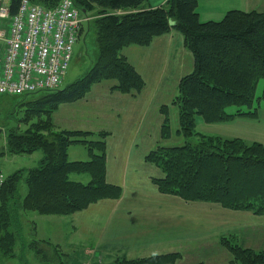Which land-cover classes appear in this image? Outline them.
Instances as JSON below:
<instances>
[{"label":"trees","instance_id":"16d2710c","mask_svg":"<svg viewBox=\"0 0 264 264\" xmlns=\"http://www.w3.org/2000/svg\"><path fill=\"white\" fill-rule=\"evenodd\" d=\"M21 1L9 0L10 16L18 12ZM28 1L53 9L61 0ZM71 1L81 16L90 19L85 22V33L93 35L95 49L88 70L61 90L0 97V109L12 119L6 121L4 153L42 155L35 168L6 177L2 174L0 264L3 259L30 264L26 252L33 253L34 264H67L60 260L55 246L24 235V215L33 212L65 217L100 200L119 198L120 190L105 183V135L97 134V141L88 142L84 139L93 134L58 131L51 115L59 105L81 100L93 85L104 81H113L114 89L121 94L140 93L144 82L121 51L128 46L147 47L154 38L171 30L182 35L193 68L179 80L178 94L172 102L177 111L175 135L182 138V145L159 147L145 157L163 173V178L153 180V184L160 194L185 202L264 215L263 145L195 132L196 116L208 123L221 122L233 116L225 113L228 107L251 109L256 102L255 112L264 101V13L230 10L218 22L201 23L196 11L198 0H167L165 5L149 10L142 9L145 0ZM119 11L122 13L117 14ZM260 80L262 92L255 98ZM31 96L35 97L29 99ZM161 111L165 117L160 135L165 140L171 133L169 107ZM241 114L237 110L235 116ZM72 144L85 145L90 160L69 162L67 149ZM70 173L88 174L90 181L85 185L72 182ZM20 184L26 190L22 198ZM221 245L230 252L232 263L264 264V251L244 249L227 239H222ZM178 258L169 254L117 259L114 264H175Z\"/></svg>","mask_w":264,"mask_h":264},{"label":"crops","instance_id":"0c3cea01","mask_svg":"<svg viewBox=\"0 0 264 264\" xmlns=\"http://www.w3.org/2000/svg\"><path fill=\"white\" fill-rule=\"evenodd\" d=\"M166 1L145 0L142 9L161 7ZM251 1L198 0L197 9L200 3L206 2L213 3L219 15L230 10L264 13V6L251 5ZM177 42L186 49L182 35L171 30L154 38L147 47L128 46L121 51L144 82L140 93L121 94L114 89L113 81H104L93 85L81 100L59 105L51 115V123L58 131L93 134L82 138L88 142L97 141V134L105 135V183L120 190L118 199L100 200L72 215L47 216L52 222L44 221L55 224L57 232L39 240L61 250V244L52 240L59 232L56 240L61 238L63 247L66 242L68 248L81 250L82 260L79 259L78 264L80 261L81 264H114L117 259L135 260L169 254L179 256L175 264L185 260L187 264H231L233 258L221 245L222 239L244 249L264 251V215L231 211L211 203L185 202L160 194L152 182L162 179L163 173L147 163L145 157L159 147H166L164 144L169 140L160 135L164 121L161 107L166 105L160 103L158 82L161 74L174 69L172 62L179 55L174 46ZM143 74L149 81H145ZM76 145L86 148L90 160L85 145L72 144L67 149L68 161L85 162L77 156ZM4 149L5 140L0 145V153L3 152L0 158L5 156ZM32 155L34 153L29 157ZM81 174L85 173H70L68 179L80 183ZM72 175L75 176L70 177ZM89 181L90 178L87 183ZM184 207L189 208V214L194 209L204 214L203 220L188 213L176 214ZM207 215L215 218L208 221ZM184 223L191 227L196 225L192 227L196 231L180 235L177 230ZM65 227H68L69 241L68 235H63Z\"/></svg>","mask_w":264,"mask_h":264},{"label":"rangeland","instance_id":"374dc122","mask_svg":"<svg viewBox=\"0 0 264 264\" xmlns=\"http://www.w3.org/2000/svg\"><path fill=\"white\" fill-rule=\"evenodd\" d=\"M212 4L213 3L208 4L206 2L200 3V7L197 9V12L199 15V21L201 23H205L209 21L218 22L224 17L225 14L222 12V14L219 15L220 11L218 9H213ZM250 4L254 6L261 5L263 7L264 0H255V1L252 0ZM84 25L85 23L82 25L81 34H79V38L73 47L72 61L59 86V90L64 89L66 86L70 85L76 79L84 75V73L88 70V68L91 65V60L94 56V49H95L94 38L92 34L87 35L85 33ZM174 46L177 47V52L179 53V55L175 56L174 62H172V64L174 65V69L168 74L166 73L161 74V76L159 77V82H158V86L160 89L159 90L160 103L161 104L163 103V105H166L167 107L170 108L169 122H170L171 133H170V138L168 142H165L166 144H164V146L166 147H176V146L182 145L183 143L182 138L180 136L175 135V132L178 129L177 128V111H176V108L172 106V102L178 94L177 87H178L179 80L183 76L191 73L192 71V58H191L190 53L186 49L180 47L178 42L175 43ZM181 51H184V53H181ZM170 70H171V67H170ZM143 76H144L145 81H149V78H147L145 74H143ZM262 87H263V81L260 80L258 81L256 85L255 98L260 96L262 92ZM34 97L35 96H31L29 97V99H33ZM258 106L260 107L255 112H254V108L257 107L256 102H254V105L251 109H248L246 107H235V106L228 107L225 109V113L227 115H230V116L233 115V116L221 122L208 123V122H205L201 117L196 116L195 117V132L200 135L220 137L223 139H240V140H243L247 144L259 143L263 145L264 147V101L261 100ZM163 107H161V109ZM237 110H240L242 114L235 116V113ZM0 111L3 114V117L0 118V145L2 146L3 141L5 140V136H6V128L8 126V124H6V121H10L12 119L10 118L11 116H8V112L5 111V109L1 108ZM161 113L163 114V112ZM11 126H13V124H11ZM192 139H193L192 141L196 140L194 138ZM74 147H72L71 149H74ZM74 150L77 151L76 153L77 156L80 157V159H82L83 161H86L89 159V157L87 156L86 148L84 149L83 147L76 145ZM29 156L30 155L10 156V155L5 154V156L0 158L1 173L6 177L18 170H27V169H32V168L37 167L39 164L40 158L42 156L41 153L36 152L31 157ZM73 156H75L74 153L71 154L72 158L71 157L70 158L73 159ZM73 176L75 175H72L70 177H73ZM80 176L81 177H79L78 181H80V183H83V184L87 183L89 179L88 174H81ZM25 193H26V190H25L24 185L20 184L19 185L20 197L21 198L24 197ZM216 208H219V207H216ZM182 211L180 212L179 210L176 212V214L188 213V215H191L193 218L200 217L203 220L204 214H202L201 212L200 213L197 212L195 209L191 210L190 212L191 214H189V208L184 207ZM206 218L209 221L215 218V216L207 215ZM46 220L47 222H52L51 217L40 216L37 213H33V212L26 213L22 221L24 235L25 234L30 235L29 239H35V240L47 238L48 235L54 236V234L57 232L56 230L57 226L55 224L50 225L48 223H44V221ZM53 222L55 223L56 221H53ZM187 226H190V227L187 228ZM193 226H196V225H193ZM192 227L191 225H188V223H184L181 226V228L177 230V232H179L180 235L190 234L196 231ZM67 228L68 227H65V229H63V235L64 237L68 235L67 241H69L68 239L69 231L67 230ZM229 228L232 229V226L230 225ZM32 230L34 231L33 236H32ZM35 231H36V235H35ZM57 236H55V238H53L52 240H53V243H60L62 246L61 250L55 246L60 256V260L62 262H66L67 264H78L79 259L82 260L81 250L75 249L74 247L68 248L66 246V242H65V247H63L61 238L60 240H56ZM25 256H26L27 261L30 264L35 263V261L32 258L33 257L32 252L29 254L26 252ZM185 261H183L182 264H187V260ZM81 263L82 261H80L79 264ZM2 264H18V262L17 260H13V259H10V260L3 259ZM217 264H222V262H217ZM231 264H239V263H231Z\"/></svg>","mask_w":264,"mask_h":264},{"label":"built area","instance_id":"2783aa9c","mask_svg":"<svg viewBox=\"0 0 264 264\" xmlns=\"http://www.w3.org/2000/svg\"><path fill=\"white\" fill-rule=\"evenodd\" d=\"M0 0V97H17L59 89L72 61L82 25L71 0L45 9L22 0L10 16ZM4 176L0 172V187Z\"/></svg>","mask_w":264,"mask_h":264},{"label":"water","instance_id":"95a60500","mask_svg":"<svg viewBox=\"0 0 264 264\" xmlns=\"http://www.w3.org/2000/svg\"><path fill=\"white\" fill-rule=\"evenodd\" d=\"M172 25V24H171Z\"/></svg>","mask_w":264,"mask_h":264}]
</instances>
